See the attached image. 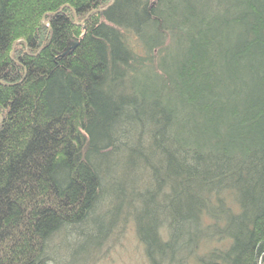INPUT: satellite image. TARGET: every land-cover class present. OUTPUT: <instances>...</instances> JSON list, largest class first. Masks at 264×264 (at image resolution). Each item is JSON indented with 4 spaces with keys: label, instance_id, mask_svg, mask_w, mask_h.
<instances>
[{
    "label": "trees",
    "instance_id": "obj_1",
    "mask_svg": "<svg viewBox=\"0 0 264 264\" xmlns=\"http://www.w3.org/2000/svg\"><path fill=\"white\" fill-rule=\"evenodd\" d=\"M128 218L149 264H264V0H0V264Z\"/></svg>",
    "mask_w": 264,
    "mask_h": 264
},
{
    "label": "rangeland",
    "instance_id": "obj_2",
    "mask_svg": "<svg viewBox=\"0 0 264 264\" xmlns=\"http://www.w3.org/2000/svg\"><path fill=\"white\" fill-rule=\"evenodd\" d=\"M105 211L106 208L102 212L107 220L109 217ZM55 242L56 244L49 250L51 257L46 264H149L143 246L137 239L136 228H134V224L129 218L125 223L121 222V219L117 221L116 225L102 239V243L95 249L90 247L84 250L82 248L83 253L80 252L83 256L88 255L85 256L87 258L83 257L85 259H76L78 256L76 250H74V245L70 244L66 247L63 237L55 240ZM86 250L89 254L85 252ZM71 254L76 255V258L72 257ZM187 264L196 263L191 259Z\"/></svg>",
    "mask_w": 264,
    "mask_h": 264
},
{
    "label": "water",
    "instance_id": "obj_3",
    "mask_svg": "<svg viewBox=\"0 0 264 264\" xmlns=\"http://www.w3.org/2000/svg\"><path fill=\"white\" fill-rule=\"evenodd\" d=\"M74 45V43L71 45V47Z\"/></svg>",
    "mask_w": 264,
    "mask_h": 264
}]
</instances>
